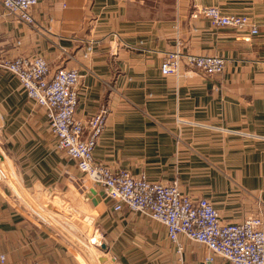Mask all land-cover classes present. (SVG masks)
Segmentation results:
<instances>
[{"label":"crops","instance_id":"obj_1","mask_svg":"<svg viewBox=\"0 0 264 264\" xmlns=\"http://www.w3.org/2000/svg\"><path fill=\"white\" fill-rule=\"evenodd\" d=\"M193 5L246 16L258 34L191 19ZM2 12L0 48L7 57L40 55L51 69L76 68L79 119L106 107L97 163L175 181L183 194L207 199L223 222L259 216L264 231V0H37L33 28ZM89 41L93 52L84 59ZM177 48L223 57L224 72L203 77L181 64L176 76L162 75L166 53ZM54 199L68 207L53 206ZM178 240L185 264H204L208 256L213 264H232L205 245ZM0 254L4 264L179 258L162 225L112 209L103 189L56 148L45 109L2 69Z\"/></svg>","mask_w":264,"mask_h":264},{"label":"built area","instance_id":"obj_2","mask_svg":"<svg viewBox=\"0 0 264 264\" xmlns=\"http://www.w3.org/2000/svg\"><path fill=\"white\" fill-rule=\"evenodd\" d=\"M36 4L37 0H0V9L5 16L33 28ZM190 18H204L213 27L258 34L257 25L248 17L224 14L214 6L193 5ZM92 52L93 42L89 41L82 57L88 59ZM181 64L203 77H215L224 72L226 61L220 56L183 54L177 48L166 53L160 67L162 75L176 76ZM0 69L12 74L27 97L45 109L56 148L74 160L77 170L88 180L103 189L114 211L125 208L164 227L179 256L177 264H185L179 236L205 245L213 255L232 264H264V231L259 216L223 222L217 208L207 199L183 194L176 182L150 181L143 174L132 175L95 161L94 150L105 129L108 111L103 106L86 119L76 116L82 80L76 68L51 69L40 55L10 58L0 48ZM90 244H97L95 237ZM213 261V256H208L204 264ZM4 263L5 256L0 254V264Z\"/></svg>","mask_w":264,"mask_h":264},{"label":"rangeland","instance_id":"obj_3","mask_svg":"<svg viewBox=\"0 0 264 264\" xmlns=\"http://www.w3.org/2000/svg\"><path fill=\"white\" fill-rule=\"evenodd\" d=\"M109 167V166H108ZM110 168V167H109ZM146 177V176H145ZM147 178V177H146ZM86 179H87V177H86ZM148 179V178H147ZM87 181H88V183L90 184V185H94L90 180H88L87 179ZM157 182V181H156ZM173 182H175V181H173ZM173 182H171V183H173ZM162 183V182H161ZM166 184H168V183H166ZM178 185V184H177ZM86 198V197H85ZM41 199V198H40ZM40 199L38 200V202H39V204H42L43 203V201H40ZM51 200V199H50ZM86 200V199H85ZM52 205L53 206H56V205H60V206H65V207H68V204L66 203V201H61L60 203H58V200H52ZM84 215V214H83ZM103 264H112L110 261H108V263H103Z\"/></svg>","mask_w":264,"mask_h":264}]
</instances>
